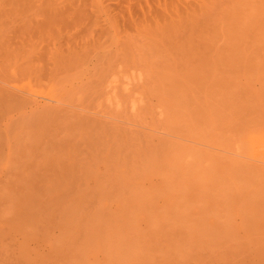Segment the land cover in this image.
I'll return each mask as SVG.
<instances>
[{
    "label": "rangeland",
    "instance_id": "rangeland-1",
    "mask_svg": "<svg viewBox=\"0 0 264 264\" xmlns=\"http://www.w3.org/2000/svg\"><path fill=\"white\" fill-rule=\"evenodd\" d=\"M38 1L42 0H0V63L9 71L10 85L33 101L48 102L73 81L61 77L64 80L57 81L56 87L50 82L53 65L46 56L50 50L42 48L52 49L56 44L66 48L69 43L88 42L89 49L108 48L130 34L150 56L145 38L141 40L138 34L165 30L172 40L169 53L176 60L189 39L193 58L212 62L219 57L225 63L264 46V0H57L64 10L45 13L35 8ZM42 20L45 33L41 37L32 22ZM100 35H109L110 43L96 41ZM166 52L162 50L164 60H168ZM25 66L34 69L35 76L47 70L46 82L13 76ZM134 74L133 70L125 73L118 83H132ZM233 90L241 96L238 88ZM133 95L141 96L139 90ZM78 96L65 98L63 106ZM229 98L226 94L214 98V103L223 100L226 107L225 111L219 106L224 112L217 115L236 112ZM97 110L103 108L93 103L76 114ZM254 118V123L244 124L241 135L232 139V149L264 169V118ZM22 122L17 141H4L0 146V186L11 178L2 173V166L9 157L13 165L18 164L28 133L33 140L37 137L34 124ZM151 135L139 134L135 139L152 147ZM198 136L192 134L193 139ZM167 140L156 137L152 155L144 148L148 155L135 156L120 167L128 170L127 188L117 178L118 168L115 176L107 177L110 183L104 193L84 189L91 179H75V185L86 182L79 190L68 186L73 182L69 177L17 175L13 182L26 186L27 193L23 192L29 198L14 229L0 233V264H264V212H252L264 203V179L246 166L247 170L228 176L225 171L236 167L237 158L225 159L224 154L202 148L182 149L181 140H173V145ZM10 148L16 153L10 154ZM135 166H141L138 173ZM136 187L138 191L133 190ZM13 206L0 204V223L8 219Z\"/></svg>",
    "mask_w": 264,
    "mask_h": 264
},
{
    "label": "bare ground",
    "instance_id": "bare-ground-1",
    "mask_svg": "<svg viewBox=\"0 0 264 264\" xmlns=\"http://www.w3.org/2000/svg\"><path fill=\"white\" fill-rule=\"evenodd\" d=\"M53 2L47 0L45 4V0L38 1L35 8L39 7V12L44 13L64 10L57 0ZM43 22H32L33 29L39 31L41 37L45 33ZM151 33L145 36L138 34L141 40L145 38L150 56L143 52L144 45L130 34L108 48L89 49L88 42L75 46L69 43L66 48L61 44L54 45L52 49L42 48L50 50L46 56L53 65L49 70L53 87L59 85L57 81L64 80L61 77L73 80L62 87L61 94L54 93L48 98V102L33 101L22 91L18 92L10 85L12 80L4 68L5 64L0 63V146L4 141L8 144L17 141L15 139L21 135L19 127L24 124L22 121H31L37 133L34 140L28 133L29 138L21 145L18 164L13 165V159L9 157L2 166V173L11 178L0 186V192H5L4 196L0 195V204L13 203L14 206L8 209V219L1 221L0 228H4L0 233L6 228L12 231L14 223L26 212L27 188L13 182L17 175L69 177L73 182L68 186L79 190L86 182L75 185V179H91L90 185L84 189L104 193L109 188L110 178L118 174L117 178H121L127 188L125 176L128 170H120V167L135 156L152 155L156 137H168L171 145L175 144L173 140H181L178 144L182 149L202 148L203 151L224 154L222 157L225 159L237 158L236 167L232 170L225 171L227 164L222 165L221 171L228 176L247 170L246 166L264 179V169L260 165L245 161V156L232 149V139L241 135L246 128L244 124L254 123L255 116L264 118V46L244 52V56L235 60L228 59L229 63L222 62L219 57L211 58L212 62H209L193 58V46L188 39L177 52L176 60L175 55L169 53L171 36L165 30ZM96 41L110 43V36L100 35ZM2 49L0 47V52ZM162 50L167 51L168 60L163 59ZM152 56L156 60H152ZM210 65L213 68H206ZM132 70L135 71L133 82L120 85V77ZM33 71L25 66L13 76L19 74L20 79L32 81L36 78L38 84L46 82L47 70H40L42 75L39 76H35ZM231 87L238 88L241 96L233 88L229 89ZM137 90L141 96L133 98ZM225 94L234 103L232 109L236 112L232 116L217 115L224 112L219 106L226 111L225 102L218 99L221 103L216 104L213 100ZM75 95H79L77 101L63 106L65 98ZM126 101H129L127 105ZM93 103L103 110L90 115L76 114V110L89 108ZM148 133L152 134V147L148 142L144 144L135 139L139 134L147 137ZM192 134L200 136L193 139ZM25 138L24 135L22 140ZM144 148H149L148 154ZM15 153L10 148V154ZM117 168L118 172L114 174ZM140 168L135 166L134 172L138 173ZM134 179L139 182L138 177ZM18 195H21V200L15 203ZM259 211L264 212V203L252 209L254 213ZM38 222L39 219L32 225ZM21 233L25 235L26 229Z\"/></svg>",
    "mask_w": 264,
    "mask_h": 264
}]
</instances>
